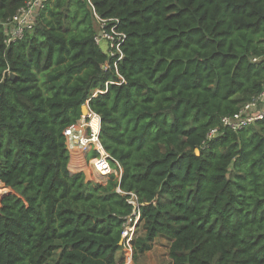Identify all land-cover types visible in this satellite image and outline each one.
Wrapping results in <instances>:
<instances>
[{
  "label": "trees",
  "instance_id": "1",
  "mask_svg": "<svg viewBox=\"0 0 264 264\" xmlns=\"http://www.w3.org/2000/svg\"><path fill=\"white\" fill-rule=\"evenodd\" d=\"M25 1L0 0V264H124L118 190L132 260L163 237L169 264H264V121L207 139L261 91L264 0H49L7 45ZM92 10L125 36L116 68ZM83 105L104 184L68 169Z\"/></svg>",
  "mask_w": 264,
  "mask_h": 264
},
{
  "label": "built area",
  "instance_id": "2",
  "mask_svg": "<svg viewBox=\"0 0 264 264\" xmlns=\"http://www.w3.org/2000/svg\"><path fill=\"white\" fill-rule=\"evenodd\" d=\"M49 0H26L24 6L19 8L16 13L7 21L2 23L4 34H5V44H11L18 40H21L26 31L32 29L35 23V17L39 9H41L44 4ZM86 1L87 4L92 8L90 0ZM93 16L96 21L97 31L93 37V41L96 45L100 46L102 44L106 45V51L108 56H110L113 61V67L116 68V63L122 59L121 44L125 38L122 32H119L116 28L115 19H102L96 15L92 10ZM260 58H253L252 62L259 61ZM101 90H96V93H102ZM88 108V107H87ZM94 119H97L98 130L95 134V141H93V134L90 125ZM82 122L84 126L87 127V134L84 139L82 137L76 136L73 131L76 130V124ZM76 124L68 127L64 131V136L66 138V146L69 154L76 153L81 149V153L84 151H89L94 149V157H92L87 164L85 163V155H80L83 159L84 166L93 168L94 173L98 178L107 180L111 175L119 178L120 168L116 164L117 168L110 166V157L102 149L98 140V131L100 120L97 115L93 114L89 109L85 116H81V119ZM264 121V81L262 83L261 91L253 96L250 100L243 103L239 110L232 116L221 117L219 121V126L210 130L207 134V139H211L217 136L221 130H227L232 133H236L242 129L249 128L256 125L257 123ZM81 128V127H80ZM87 167V168H88ZM118 192L124 196H127V203L132 207L131 213L124 218V223L122 226V248L127 250L130 255H132L131 241L135 236V230L137 228L140 212L139 205L137 204V198L132 192L122 193Z\"/></svg>",
  "mask_w": 264,
  "mask_h": 264
},
{
  "label": "rangeland",
  "instance_id": "3",
  "mask_svg": "<svg viewBox=\"0 0 264 264\" xmlns=\"http://www.w3.org/2000/svg\"><path fill=\"white\" fill-rule=\"evenodd\" d=\"M97 127H95L92 130V134L97 131V129H98ZM88 130L89 129H87V127L84 126L82 124V122L79 121L76 124V130H74L73 133L76 136L82 137V139H84L86 134H87V137H88ZM95 134L96 133L93 134V141H95ZM93 151H94V149H91L89 151H84V152H86V154H85V153H81V149H80L76 153H73V151H72V154L71 153L69 154L70 158H71V156H73V159H74L73 164L76 165V166H73V167H78L77 169H79L76 172L74 170L73 173L85 174L84 176H87L86 177L87 181H90V182H93V183H97V184H104V182L106 180L104 181L103 179L98 178V176L94 173L93 168L88 167V166L85 167L84 163H83V159L80 157V155H82V156L85 155L84 160H85V163L87 164V162L92 157H94ZM83 171H84V173H83ZM1 191H2V189H0V192ZM141 235H142V231L140 229V226H138L136 228V230H135L134 238L137 237V236H141ZM169 244H170V242L167 239H165L163 237H157L153 241V245H152L151 250L148 251V252H145L143 254L137 255L135 260H132V258H131L132 255H130L129 252L127 250L123 249V248L120 249V251L117 253V256L119 257L120 254H121L123 256V258H124L125 264H128V263L129 264H169V259H168ZM52 260H54V258Z\"/></svg>",
  "mask_w": 264,
  "mask_h": 264
},
{
  "label": "crops",
  "instance_id": "4",
  "mask_svg": "<svg viewBox=\"0 0 264 264\" xmlns=\"http://www.w3.org/2000/svg\"><path fill=\"white\" fill-rule=\"evenodd\" d=\"M101 46V48H103L104 47V45H100ZM73 162H74V159H73V156H71V158H69V163H68V169H69V171H71V173H73V171L75 170V172L76 171H78L79 169H77L78 167H73V166H76V165H74L73 164ZM72 166H71V165ZM82 170V169H81ZM83 173H84V171H83ZM85 175V174H84ZM87 176H85V179H87L86 178ZM128 263V262H127ZM125 264V263H124ZM129 264V263H128Z\"/></svg>",
  "mask_w": 264,
  "mask_h": 264
},
{
  "label": "water",
  "instance_id": "5",
  "mask_svg": "<svg viewBox=\"0 0 264 264\" xmlns=\"http://www.w3.org/2000/svg\"><path fill=\"white\" fill-rule=\"evenodd\" d=\"M9 77H10L11 79H13V78L15 77V75H14L13 73H10V74H9ZM87 110H88L87 105H83V106L81 107V114H82V116H85V115H86ZM195 154L198 155V150H195ZM120 244H121V243H120Z\"/></svg>",
  "mask_w": 264,
  "mask_h": 264
},
{
  "label": "bare ground",
  "instance_id": "6",
  "mask_svg": "<svg viewBox=\"0 0 264 264\" xmlns=\"http://www.w3.org/2000/svg\"><path fill=\"white\" fill-rule=\"evenodd\" d=\"M98 130V129H97Z\"/></svg>",
  "mask_w": 264,
  "mask_h": 264
}]
</instances>
